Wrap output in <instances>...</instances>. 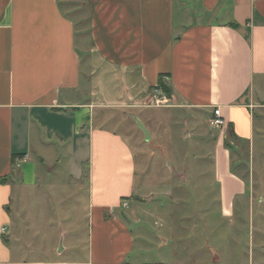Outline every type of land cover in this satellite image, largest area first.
Returning <instances> with one entry per match:
<instances>
[{
  "label": "crops",
  "instance_id": "obj_1",
  "mask_svg": "<svg viewBox=\"0 0 264 264\" xmlns=\"http://www.w3.org/2000/svg\"><path fill=\"white\" fill-rule=\"evenodd\" d=\"M71 3L0 0V264H33L6 238L11 212L20 193L27 206L43 195L61 159L88 203L87 259L63 264H174L182 237L171 225L147 233L122 210L156 174L167 195L187 191L185 209L198 190L221 220L234 222L241 205L254 218L255 192L264 207V0H97L87 30L65 11ZM161 83L171 93L151 106ZM183 218L195 225L184 240L200 235L203 220Z\"/></svg>",
  "mask_w": 264,
  "mask_h": 264
},
{
  "label": "rangeland",
  "instance_id": "obj_2",
  "mask_svg": "<svg viewBox=\"0 0 264 264\" xmlns=\"http://www.w3.org/2000/svg\"><path fill=\"white\" fill-rule=\"evenodd\" d=\"M95 1L97 0H71V5H66L64 9L74 17L78 25L80 24L79 28L87 30ZM73 2H75L74 5ZM112 113L115 121L122 122L119 111L114 110ZM134 128L137 134L143 132L139 124L135 125L134 123ZM128 131L130 130L128 129ZM141 140L143 146H147L148 151L154 150L153 143H144L142 138ZM131 144L133 148L143 149V146L137 147L136 141L131 142ZM136 153L139 154L138 151ZM50 160L48 161H53L52 156ZM36 161L39 162V159ZM148 162L149 160L147 164ZM150 162L151 165L154 164V162ZM190 163L193 166L194 161ZM54 164L59 165L55 166ZM50 166L54 167L55 170L52 172L53 175L48 176L51 181L42 191L44 192L43 195L39 191L38 198L34 197L30 206H27L25 196L21 193L18 195L11 212V232L6 238L21 249L23 253L19 260L22 262L26 261L33 264L37 262H40L39 264H63V262L74 260L85 262L88 252L86 244L88 236L87 197L85 193L76 194L77 189L74 188V183L72 187L69 185L71 182H65V175L67 174L65 173L66 163L64 159L54 161ZM38 171L40 177L46 181V171L42 163L38 164ZM164 178H166L165 175L158 174L153 175L150 179L147 178L145 183L146 188L149 189L136 197L132 207L126 202L123 203L124 209L122 210H126L128 214L126 219L130 225H133L134 228L146 227L147 233L149 231L157 233L159 228L162 231L170 224L173 234L182 237L177 240L174 264H260L264 258L260 244L264 239L257 235L256 232L259 231L256 228H264V216L261 214L264 207H261L255 199L258 196L256 192L254 193V205L251 208L254 210V218H250V207L241 205L237 218L230 223L228 220H221L218 210L211 208L213 196H207L202 202L196 200L197 193L199 194L198 190L193 191L196 198H190L185 209L183 200L188 196L187 191L184 188L175 187L174 191L170 192L171 195H167L169 191L163 188L165 187L163 180L166 181L167 179ZM52 182L54 183L53 187H51ZM40 189H42L41 186ZM178 196L181 197V202L175 205ZM202 211L208 212L200 214ZM185 213L189 219H193L195 216V220L198 218L204 222L200 225L201 230H196L198 232L196 234L200 235L194 239L184 240L186 235L191 234V229L195 231L193 220L187 222L183 218L186 216ZM197 213L198 215H196ZM171 214L173 221L169 223ZM61 219L63 222L60 221ZM203 226L207 228V235L204 234ZM250 234H252V238H249ZM161 237L159 234L157 242L162 240ZM199 241L202 244H197ZM157 242L155 248H159ZM166 250V248L156 249L155 252L165 254ZM25 251L27 255H25ZM260 252H263V256Z\"/></svg>",
  "mask_w": 264,
  "mask_h": 264
},
{
  "label": "built area",
  "instance_id": "obj_3",
  "mask_svg": "<svg viewBox=\"0 0 264 264\" xmlns=\"http://www.w3.org/2000/svg\"><path fill=\"white\" fill-rule=\"evenodd\" d=\"M163 90L161 87H153L150 91V105L151 106H161L166 103V100L162 97ZM226 124L224 118L221 115L220 109L215 110L214 117L211 120V125L216 129H221Z\"/></svg>",
  "mask_w": 264,
  "mask_h": 264
},
{
  "label": "trees",
  "instance_id": "obj_4",
  "mask_svg": "<svg viewBox=\"0 0 264 264\" xmlns=\"http://www.w3.org/2000/svg\"><path fill=\"white\" fill-rule=\"evenodd\" d=\"M159 87L163 88L167 95H170L171 89H169L166 85L161 83V85Z\"/></svg>",
  "mask_w": 264,
  "mask_h": 264
},
{
  "label": "water",
  "instance_id": "obj_5",
  "mask_svg": "<svg viewBox=\"0 0 264 264\" xmlns=\"http://www.w3.org/2000/svg\"><path fill=\"white\" fill-rule=\"evenodd\" d=\"M140 127L142 128V130L145 132V134H147L148 135V132H147V130L140 124Z\"/></svg>",
  "mask_w": 264,
  "mask_h": 264
}]
</instances>
